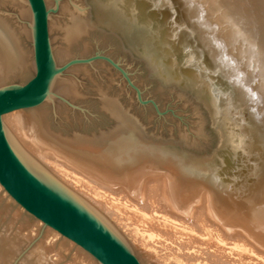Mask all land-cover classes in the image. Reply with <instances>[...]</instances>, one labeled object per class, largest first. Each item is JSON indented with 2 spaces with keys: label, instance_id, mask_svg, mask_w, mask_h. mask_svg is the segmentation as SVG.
Masks as SVG:
<instances>
[{
  "label": "bare ground",
  "instance_id": "bare-ground-1",
  "mask_svg": "<svg viewBox=\"0 0 264 264\" xmlns=\"http://www.w3.org/2000/svg\"><path fill=\"white\" fill-rule=\"evenodd\" d=\"M43 1L55 72L53 53L63 50L52 48L51 35H61L69 48L94 29V23L84 0ZM184 1L188 21L193 19L195 23L192 27L198 46L207 50L216 68L225 67L236 105L246 115L241 122L251 140V153L247 154L251 162L243 166L246 174L239 183L225 179L224 160L211 171L207 169L208 174L201 173L189 161L184 162L173 143L146 139L139 123L103 94L100 108L112 126L96 138L60 140L43 125L37 110L24 109L3 115L5 135L15 155L37 179L98 221L140 264H264V0ZM191 3L200 10V19L195 16L197 10L192 12ZM7 5L15 9L19 25L13 27L12 19L0 14V86L26 69H34V21L28 1L0 0V6ZM60 17L66 18L65 24H59ZM187 33L189 37L194 35ZM153 65L165 72L160 59ZM56 73L50 80L46 101L53 99ZM75 90V86L63 87L67 94ZM17 139L41 162L54 163L89 184L92 194L103 196V202L92 203L97 208L101 204L108 215L122 222V232L130 237L132 245L98 209L42 169L20 148ZM233 141L231 156L236 158L240 149L238 139L233 137ZM9 200L15 203L10 196ZM45 229L40 250L48 255L60 234L50 227ZM61 237L59 251L74 245L75 264H94L88 253ZM36 252L28 255V264L45 263Z\"/></svg>",
  "mask_w": 264,
  "mask_h": 264
},
{
  "label": "rangeland",
  "instance_id": "rangeland-1",
  "mask_svg": "<svg viewBox=\"0 0 264 264\" xmlns=\"http://www.w3.org/2000/svg\"><path fill=\"white\" fill-rule=\"evenodd\" d=\"M95 4V0H84L94 29L71 47L66 48L61 35H51L54 39L52 48L63 50L61 53H53L58 79L53 89V99L25 111L37 110L43 125L60 140L96 138L112 126V122L100 108L99 99L103 94L116 101L122 110L139 123L146 139L173 143L184 162L189 161L200 172L202 170L201 173L208 174L207 169L211 171L220 160L227 157L223 151L224 134L208 105L196 93L197 89L191 82L183 79L176 81L170 74L154 66L153 54L149 58V51L142 50L144 43L133 38L129 30H124L110 11L102 10ZM0 14L12 19L10 24L18 27L19 20L11 6H0ZM52 15L56 17L57 13L54 11ZM57 21L62 25L67 20L60 17ZM33 72L32 68L26 69L11 77L0 89L25 84L33 76ZM64 86H75V93H65ZM10 131L13 132L12 129ZM16 141L42 169L98 209L120 231L127 243L132 245L130 237L122 232V222L112 214L108 215L107 209L101 204L103 210L93 204L96 200L103 202V196L92 194L89 184L70 176L54 163L41 162L19 139ZM235 162L236 158L232 157V162L229 163L231 170L225 162L222 164L224 172L227 171L225 179L232 184L240 182L234 175L242 170L236 165L233 168ZM36 225L35 218L12 203L8 194L0 187V247L3 246L0 249V264H28V255L34 250L37 251L38 258L45 260L43 264H75L77 248L72 245L59 251L63 242L61 235L55 239L48 255L42 252L40 245L44 241L46 229L44 225L35 227ZM32 228L33 233L30 231ZM48 256H51V261Z\"/></svg>",
  "mask_w": 264,
  "mask_h": 264
},
{
  "label": "water",
  "instance_id": "water-1",
  "mask_svg": "<svg viewBox=\"0 0 264 264\" xmlns=\"http://www.w3.org/2000/svg\"><path fill=\"white\" fill-rule=\"evenodd\" d=\"M27 1L34 21V72L25 84L0 89V186L26 213L72 241L98 264H140L98 221L37 179L21 163L7 141L2 123L3 115L43 104L47 98L50 80L55 75L52 70L44 1ZM95 1L102 10L110 11L123 29L129 30L133 38L144 43L142 50L153 54L154 63L160 59L165 72L173 79L189 81L196 87V93L208 105L224 134L223 151L227 156L224 162L228 169L235 148L232 147L233 137L234 140L238 139L240 151L237 155L235 152L237 161L233 168L235 165L242 168L236 174L240 181L246 174L243 166L251 162L247 155L251 153V140L241 122L246 115L236 105L235 90L225 67L218 65L216 68L205 52L207 50L204 51L198 46L197 33L192 27L195 23L193 19L188 21L185 1ZM191 10H197L195 16L201 18L200 10L193 3ZM208 30L212 35L215 32ZM190 31L194 34L193 37H189L187 32Z\"/></svg>",
  "mask_w": 264,
  "mask_h": 264
}]
</instances>
